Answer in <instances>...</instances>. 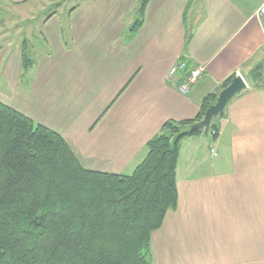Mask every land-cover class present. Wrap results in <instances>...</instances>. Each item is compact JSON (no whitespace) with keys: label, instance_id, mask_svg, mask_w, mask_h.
I'll list each match as a JSON object with an SVG mask.
<instances>
[{"label":"crops","instance_id":"crops-1","mask_svg":"<svg viewBox=\"0 0 264 264\" xmlns=\"http://www.w3.org/2000/svg\"><path fill=\"white\" fill-rule=\"evenodd\" d=\"M262 2L150 0L132 34L140 0L58 3L23 25L39 27L37 46L25 37L11 61L0 59V101L60 134L85 168L114 174H130L163 122L194 117L241 72L249 88L225 105L216 138L180 142L177 204L151 233L153 264H264V21L254 15ZM23 46L41 58L25 75ZM178 61L187 68L167 79ZM195 64L206 70L182 92Z\"/></svg>","mask_w":264,"mask_h":264},{"label":"trees","instance_id":"trees-1","mask_svg":"<svg viewBox=\"0 0 264 264\" xmlns=\"http://www.w3.org/2000/svg\"><path fill=\"white\" fill-rule=\"evenodd\" d=\"M149 1L140 0L131 34ZM216 97L192 118L163 122L130 174L85 168L60 134L0 101V264H153L151 233L177 204L180 142L207 133L192 125ZM218 130L211 120L213 139Z\"/></svg>","mask_w":264,"mask_h":264},{"label":"rangeland","instance_id":"rangeland-1","mask_svg":"<svg viewBox=\"0 0 264 264\" xmlns=\"http://www.w3.org/2000/svg\"><path fill=\"white\" fill-rule=\"evenodd\" d=\"M75 1L76 0H33L31 2L32 8H19L13 7L12 5L0 6V59H4V63H6L8 59H10L11 61L14 53L18 50H21L19 48L21 47V43L25 39V37L30 38L31 45L33 44L34 46H37L32 42V40L37 37L40 38L38 31L39 27L28 28L23 25L28 22H32L34 24L33 20L39 22L43 18V15H46V13H48L51 8L53 9L54 6H58V3L67 6L74 3ZM27 53L32 59L29 60H31L33 65L36 66V63L39 61V59H41L38 58L40 52L29 49ZM29 66L24 71H28ZM27 71L23 72L22 70L23 75H25ZM32 76H34V73H32ZM28 79L29 78L27 75L24 80L30 86L31 81L30 79ZM21 80H23V78ZM2 86L5 87L4 84ZM17 90L22 91V88H18ZM219 118L221 117L213 118L212 123L218 122ZM209 127L203 129V131H207L206 134L208 135H210ZM206 134H204V136ZM206 148L208 151V146H206Z\"/></svg>","mask_w":264,"mask_h":264},{"label":"built area","instance_id":"built-area-1","mask_svg":"<svg viewBox=\"0 0 264 264\" xmlns=\"http://www.w3.org/2000/svg\"><path fill=\"white\" fill-rule=\"evenodd\" d=\"M254 15L258 20L264 21V0L260 4V6L257 8ZM186 68H187V64L185 63V61H178L168 71L167 79H173L174 77H176V74L178 72L184 71ZM205 70H206V67L204 65L195 64L191 66V68H189L185 72L183 82H179L177 84V88L180 89L182 92H187L190 89V87L194 83H196L197 80H199V78L203 75ZM234 75L239 76L243 80L244 88L242 90H246L249 88L247 81L245 80V78L243 77V75L241 74L239 70H235ZM213 152H214L213 149H211V153Z\"/></svg>","mask_w":264,"mask_h":264},{"label":"water","instance_id":"water-1","mask_svg":"<svg viewBox=\"0 0 264 264\" xmlns=\"http://www.w3.org/2000/svg\"><path fill=\"white\" fill-rule=\"evenodd\" d=\"M243 88V80L239 76L233 77L230 84L220 91L215 102L207 108L202 120L192 125V127L200 129L208 128L212 118L219 115L223 111L227 102Z\"/></svg>","mask_w":264,"mask_h":264}]
</instances>
